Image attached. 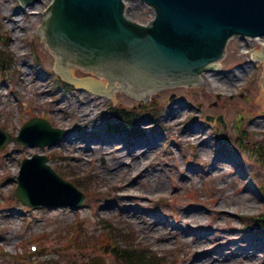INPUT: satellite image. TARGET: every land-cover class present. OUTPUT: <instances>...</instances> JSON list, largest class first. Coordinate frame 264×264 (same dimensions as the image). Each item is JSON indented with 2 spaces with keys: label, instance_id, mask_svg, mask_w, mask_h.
I'll return each instance as SVG.
<instances>
[{
  "label": "rangeland",
  "instance_id": "obj_1",
  "mask_svg": "<svg viewBox=\"0 0 264 264\" xmlns=\"http://www.w3.org/2000/svg\"><path fill=\"white\" fill-rule=\"evenodd\" d=\"M53 1H34L37 7L27 5L23 12L19 0H0V54L7 59L4 66L0 60V128L15 135L25 121L45 117L72 135L52 146L23 147L10 142L0 150V264H89V258L95 255L105 256L112 264H123L106 248L109 233L110 246L132 243L137 249L164 258L161 264H192L202 255L229 258L231 253L223 251V243L232 242L234 248H242L246 246L240 245L243 236L248 243L258 245V252L264 256V245L258 242L260 237L264 242V226L248 218L264 215V188L247 179L251 175L255 181L254 174L259 172L257 181H264V163L257 160L258 147L264 149V64L250 61L264 38L231 39L221 70L203 76L202 84L159 88L144 97L118 90L110 97H101V104L93 89L66 80L41 53V27ZM125 1L131 19L145 23L154 16L150 6L137 0ZM228 67L233 68L226 71ZM71 71L77 76L101 79V75L84 69ZM241 71H245L243 78L229 83ZM92 102L101 106L97 108ZM112 105L136 114L129 122L133 129L141 130L139 137L127 139L122 135L110 144L108 138L97 135L101 126L97 114L109 117ZM143 106L156 108L157 115L145 117ZM86 110L91 114L95 111L93 122L92 118L82 117ZM207 115H223L227 126L208 120ZM81 117L82 123H75ZM75 132L84 140L77 139ZM145 135L156 138V153L147 162L151 175L139 178L132 174L133 179L125 184L128 191L155 196L152 200L129 195L123 190L126 185L119 186L123 179L105 178L110 158L123 152L124 162L127 151L136 153L135 145L142 143L140 138ZM69 138L77 141L66 146ZM220 138L225 142L219 143ZM239 138L244 149L239 146ZM88 148H95L93 156L87 155ZM115 148L121 151L113 153ZM221 149L225 156H219ZM37 153L48 154L50 166L84 191L83 206L71 208L60 200L58 206L34 209L15 198L22 160ZM156 184L165 188L149 191ZM244 193L247 200L236 199ZM226 199L233 200L229 204L232 207L240 200L242 203L235 212L222 213L216 207L220 208ZM198 210L199 217H187ZM134 213L138 214L134 216L136 221L130 218ZM142 217L176 230L167 246L161 247L159 241L142 234L137 226ZM254 228L260 232L252 234ZM183 233L191 237L183 241ZM205 236L206 245L194 251L193 238ZM32 243L38 246L36 252L31 249ZM214 249L216 252H211ZM263 259L253 264H264Z\"/></svg>",
  "mask_w": 264,
  "mask_h": 264
},
{
  "label": "water",
  "instance_id": "obj_2",
  "mask_svg": "<svg viewBox=\"0 0 264 264\" xmlns=\"http://www.w3.org/2000/svg\"><path fill=\"white\" fill-rule=\"evenodd\" d=\"M140 1L155 9L156 17L148 25L126 16L124 0H55L39 36L43 57L75 84L93 77L77 76L72 68L93 69L101 79H90L87 85L100 81L112 94L126 90L144 97L159 88L192 84L203 72L217 69L231 38L264 36V0ZM259 57L264 58V50ZM112 80H119L121 87L119 82L111 86ZM93 89L100 91L99 86ZM64 135L65 130L49 121L33 118L19 136L0 129V149L12 140L51 146ZM47 160L46 155L36 154L23 161L15 192L18 199L35 208L62 198L71 199L75 206L82 204L84 193L63 179ZM90 261L109 264L104 256Z\"/></svg>",
  "mask_w": 264,
  "mask_h": 264
},
{
  "label": "bare ground",
  "instance_id": "obj_3",
  "mask_svg": "<svg viewBox=\"0 0 264 264\" xmlns=\"http://www.w3.org/2000/svg\"><path fill=\"white\" fill-rule=\"evenodd\" d=\"M37 2V1H36ZM35 3H29V5H32L31 8L35 9V7H37L38 4ZM34 4V5H33ZM23 10V12L26 10L25 8L21 9ZM16 28L17 26L19 25H16ZM16 43H18L19 46H21V41L19 38H16L15 40ZM14 42V43H15ZM242 73H239L237 75H235L233 77V81H229V83L231 82H239V79H242L243 78V75L245 74V71H241ZM99 100V98H98ZM100 101H103L104 100H100ZM99 103V102H98ZM92 104H94L92 102ZM94 105H97V108H99V104L95 103ZM94 111V110H93ZM82 117H88V118H92L94 117L95 115V111L94 113H90L88 112V110L86 111H83L82 112ZM262 123V122H261ZM197 133L195 132H192V135H196ZM155 136H158V135H155ZM74 139V138H72ZM72 139L69 140V142L66 144V146L68 145H71L73 144L74 142L73 141H77V140H73L71 141ZM196 139V138H195ZM79 140H83V139H79ZM98 140V139H96ZM141 142L142 143H138L135 145L136 147V153L135 151L133 150H128L127 151V159H125V161L123 162L122 161V154L123 152H120V154H118L116 156V158H110L111 161V164L110 165V168L107 169V171L105 172V178L106 179H111V180H120V179H123L124 182H120L119 183V186H122L123 184L126 185L125 186V191L128 192L129 195H132L136 198H144V197H149V200H152L154 198H156L155 196H151V195H143V194H139V193H135V192H132V191H128L127 189L129 188L128 187V184H125V183H130L129 181L131 179H133V176L132 174H136L137 176L136 177H147L148 175H151V171H150V165L147 166V162H149L153 156L155 155L156 153V150L153 151V149L155 148L154 146L156 145L155 142H153V140H156V138L154 137L153 139V136L152 135H145L143 136L142 138H140ZM117 141V138L115 137L114 139L111 138V140H106V142L112 144V143H115ZM143 141H145L146 143L143 144ZM78 143V142H77ZM97 146H95L96 148ZM111 147H113L111 145ZM95 148H88L86 149V153L88 156H93V150ZM127 149H130V147L127 145L126 147ZM118 151H121V149H113L112 152L113 153H117ZM135 153V154H133ZM165 188V186H161V185H158L156 184L154 186V188H149V191H162L163 189ZM146 199V198H144ZM236 199H242V200H247L248 197H247V194H243L242 196H237ZM233 204V200L231 201L230 199H226L225 201H223L219 206L220 208L216 207L217 209H219L220 211H223L222 213H227L226 211H236L240 204L242 203V201L240 200L239 203H236L235 204V207H232L231 205L229 204ZM251 203V202H250ZM201 211H197V212H194L193 214H189L187 215L188 218H192V217H199L198 215H200ZM138 214L137 213H134L130 216V218L133 220V221H136L135 217L134 216H137ZM203 216V214L201 215ZM200 216V217H201ZM148 219V218H147ZM151 220L148 219V221H146V218L145 217H142L140 218V223L139 226L140 229H142V234H144L147 238H150V239H153L154 241H159L160 244L159 246H167L168 245V242L170 241V238H171V233H175L176 230H173L171 227L168 228L165 226L164 223H159L158 221L157 222H152ZM201 226H204L203 224L202 225H199V227ZM95 233V232H94ZM189 237H191L190 235H186L185 233L182 234V239L183 241H185V239L187 240ZM207 237L208 236H205V237H194L193 238V248H194V251H197L196 249L198 247L200 248H203L206 243L208 242L207 240ZM240 245L242 244H245L246 246L244 247H238V249L234 248L233 247V244H231L232 242H226V243H223V247L225 250L223 251H229V253H231V255L229 256V258H227V256L225 257H221L219 259H217L215 256H207V257H204L203 255L197 259V261L195 262H192V264H253L256 260L260 259L261 257L264 258L263 255H260V252L259 249H258V245L256 244H253V243H248V239L243 236L240 240ZM220 248H223L221 247V245H218L217 247ZM202 254H204V249H201L200 251ZM211 252H216V250L214 249L213 251ZM264 252V251H263ZM200 255V253H199ZM263 263H264V259H263Z\"/></svg>",
  "mask_w": 264,
  "mask_h": 264
},
{
  "label": "trees",
  "instance_id": "obj_4",
  "mask_svg": "<svg viewBox=\"0 0 264 264\" xmlns=\"http://www.w3.org/2000/svg\"><path fill=\"white\" fill-rule=\"evenodd\" d=\"M0 60L2 62L7 61L4 58V53L0 54ZM106 248L123 264H161V261L163 262L164 259L156 257L153 253L148 254L142 249H137L132 243H128L126 246L116 245V247L109 245Z\"/></svg>",
  "mask_w": 264,
  "mask_h": 264
},
{
  "label": "flooded vegetation",
  "instance_id": "obj_5",
  "mask_svg": "<svg viewBox=\"0 0 264 264\" xmlns=\"http://www.w3.org/2000/svg\"><path fill=\"white\" fill-rule=\"evenodd\" d=\"M257 151L259 152V154L264 155V149H263V147L259 146L258 149H257Z\"/></svg>",
  "mask_w": 264,
  "mask_h": 264
}]
</instances>
